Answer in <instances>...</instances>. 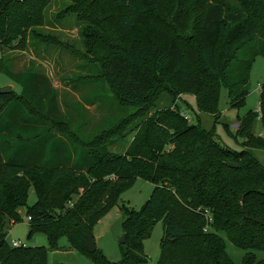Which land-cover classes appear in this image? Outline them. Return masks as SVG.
Masks as SVG:
<instances>
[{"label": "trees", "instance_id": "16d2710c", "mask_svg": "<svg viewBox=\"0 0 264 264\" xmlns=\"http://www.w3.org/2000/svg\"><path fill=\"white\" fill-rule=\"evenodd\" d=\"M51 2L0 0L1 52H25L30 36L51 44L36 31L46 26ZM83 8L96 31L89 39L102 78L134 111L108 143L104 136L82 144L68 134L47 75L6 69L21 93L0 94V264H48L62 238L93 264H147L144 241L160 221L158 264H233L220 233L249 251L242 264H264L251 253H264V166L250 152L264 150V89L259 112L238 117L235 134L223 125L240 151L221 145L214 128L188 122L175 104L192 91L196 111L216 122L222 91L229 110L245 106L252 64L264 58V0H87ZM163 95L170 103L150 115ZM137 120L125 153H111L115 136ZM136 179L154 190L139 211L123 208L121 260L98 249L89 254L85 236L93 238L99 219ZM22 209L28 239L42 234L48 247L8 243Z\"/></svg>", "mask_w": 264, "mask_h": 264}, {"label": "rangeland", "instance_id": "374dc122", "mask_svg": "<svg viewBox=\"0 0 264 264\" xmlns=\"http://www.w3.org/2000/svg\"><path fill=\"white\" fill-rule=\"evenodd\" d=\"M84 2L87 0H52L46 10V26L36 29L42 35L52 38L51 44L38 43L30 36L25 52L0 50V91L10 88L16 95L21 93V87L8 76L6 69L17 73L28 71L44 73L49 77L58 94V102L68 134L82 144L91 143L104 136H106L105 143H108L111 137L107 138V135L119 127L134 110L121 106L111 96L102 78L89 39L96 31L92 26H88L83 17ZM3 56L4 61H2ZM248 88L250 93L245 106L240 110L228 109L226 94L222 91L220 117L217 122L213 116L196 111L192 91L176 97L175 104L187 116L188 122L200 123L206 130L214 128L221 145L240 151L242 148L226 133L223 125H229L231 133L235 134L240 126L238 117L243 118L249 111L259 112V102L264 89V58L260 55L255 57L252 64ZM169 103V95H163L150 115L167 107ZM138 121L126 126L124 132L115 136L117 140L108 148L111 153H125L133 139L132 130L139 123ZM255 134H261L259 122L255 126ZM250 152L264 166V150H250ZM153 190L154 186L150 182L136 179L95 225L92 232L94 243L109 261L116 263L121 260L123 245L120 239L124 234L125 220L123 208L139 211L149 200ZM35 201L34 193L30 192L28 206L31 207ZM20 212L23 222L10 229L7 235L8 243L16 241L28 247H48L47 238L42 234L28 239L29 224L24 216V210ZM219 235L225 241L226 253L233 264H242L244 255L249 251L235 247L225 234ZM162 237L163 225L160 221L153 228L150 237L144 241L147 264H158ZM58 247V251L49 253L48 264H93L88 256L70 249L66 238L59 241ZM251 253H254L258 260L264 259V253L261 251H251Z\"/></svg>", "mask_w": 264, "mask_h": 264}, {"label": "water", "instance_id": "95a60500", "mask_svg": "<svg viewBox=\"0 0 264 264\" xmlns=\"http://www.w3.org/2000/svg\"><path fill=\"white\" fill-rule=\"evenodd\" d=\"M10 92H11V89L7 88V89L0 91V94H9ZM228 166L232 168L237 167V165L233 163H229ZM125 242H126V234L124 233L122 238L120 239V243L123 245L125 244ZM85 246L89 254H93L97 251L96 245L94 243V239L90 235L85 236Z\"/></svg>", "mask_w": 264, "mask_h": 264}, {"label": "built area", "instance_id": "2783aa9c", "mask_svg": "<svg viewBox=\"0 0 264 264\" xmlns=\"http://www.w3.org/2000/svg\"><path fill=\"white\" fill-rule=\"evenodd\" d=\"M183 117H184V119L188 120V118L185 114H183ZM10 244L14 248L26 247L25 244H21L20 242H16V241H12Z\"/></svg>", "mask_w": 264, "mask_h": 264}, {"label": "crops", "instance_id": "0c3cea01", "mask_svg": "<svg viewBox=\"0 0 264 264\" xmlns=\"http://www.w3.org/2000/svg\"><path fill=\"white\" fill-rule=\"evenodd\" d=\"M13 227H14V226H13ZM13 227H12V228H13Z\"/></svg>", "mask_w": 264, "mask_h": 264}]
</instances>
